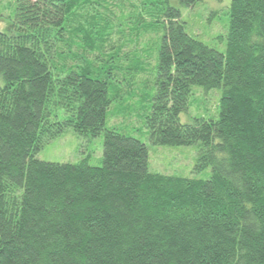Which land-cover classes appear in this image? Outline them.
<instances>
[{"label": "trees", "instance_id": "16d2710c", "mask_svg": "<svg viewBox=\"0 0 264 264\" xmlns=\"http://www.w3.org/2000/svg\"><path fill=\"white\" fill-rule=\"evenodd\" d=\"M106 1L17 0L0 30V264H264V0H231L224 51L170 0L87 14ZM133 39L144 53L114 44ZM141 83L149 141L197 146L208 177L152 172L147 144L108 127ZM195 87L220 90L219 110L182 122ZM67 128L104 135L101 165L37 158Z\"/></svg>", "mask_w": 264, "mask_h": 264}, {"label": "rangeland", "instance_id": "374dc122", "mask_svg": "<svg viewBox=\"0 0 264 264\" xmlns=\"http://www.w3.org/2000/svg\"><path fill=\"white\" fill-rule=\"evenodd\" d=\"M170 3L179 8L181 19L186 22V29L189 34L218 50L224 51L226 49L231 0H200L191 6L181 5L177 0H170ZM133 4L138 5L139 0H107L106 3L101 2L99 6L94 7L97 9L88 5L86 11L87 14H96L104 10L106 12L107 9L108 12L103 13V16L109 18V16L114 17L116 15L120 18L123 13L128 15L135 6ZM16 7L17 0H0V30H4L9 25L15 16ZM145 18L146 21H150L147 16ZM129 19L127 17L126 22L122 24L124 34L128 33V28L131 25L132 21ZM118 20L115 22L118 23ZM88 23L90 24V22ZM130 39L132 38L130 37ZM130 39L128 37V40ZM131 42L123 40L121 43L114 42V44L118 48H122L121 54H127L132 50L138 54L143 52L146 44L144 41L140 40V43H137V40L133 39ZM132 64L136 63L133 62ZM133 76L135 73L124 72L122 77L125 83L129 82V84L132 81L138 84L150 78V75L145 72L136 75L134 80ZM137 84L125 86L124 89L129 99L126 98L124 101L115 102L114 106L112 105L108 113V127L115 126L122 133L136 137L147 144L150 171L189 178L208 177L211 173L210 168L201 173L194 171L198 152L197 146L156 145L149 141L144 116L151 109V97L154 92H151L150 86H143V83ZM194 93L187 113L181 116L182 122H188L192 117L214 116L219 110L220 90L205 91L201 87H195ZM145 110L146 114L143 116ZM36 156L40 160L50 162L80 163L85 161L89 165L99 166L104 157V135L84 138L74 129L67 128L61 135L48 142Z\"/></svg>", "mask_w": 264, "mask_h": 264}]
</instances>
